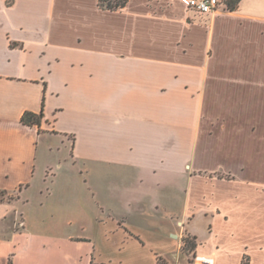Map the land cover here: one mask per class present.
Here are the masks:
<instances>
[{"label":"crops","instance_id":"1","mask_svg":"<svg viewBox=\"0 0 264 264\" xmlns=\"http://www.w3.org/2000/svg\"><path fill=\"white\" fill-rule=\"evenodd\" d=\"M42 108L41 126L21 121ZM57 137L97 177L95 201L64 202L107 242L85 257L56 242L91 238L38 230L45 202L29 198L51 196L35 174ZM196 256L264 264V0L214 15L182 0H0V264Z\"/></svg>","mask_w":264,"mask_h":264},{"label":"rangeland","instance_id":"2","mask_svg":"<svg viewBox=\"0 0 264 264\" xmlns=\"http://www.w3.org/2000/svg\"><path fill=\"white\" fill-rule=\"evenodd\" d=\"M56 139L53 151L49 154L42 144L35 174L36 184L44 186L45 189L50 188L51 196L46 199L38 191H31L29 198L32 199L35 206L39 200L45 202L43 206H38V209L35 210V214L38 215L37 218L40 219L37 225L38 230L48 234L54 233L63 236L72 234L75 237L91 238L89 241L72 240L71 242L62 239L56 242V246L66 247L70 253L77 250L85 257V253L90 248L93 246L104 248L107 242L101 239L98 231L100 225L97 222H90L89 220L88 223H84L76 219L70 223L68 217L72 210L70 205H65L64 202L69 199L74 200V202L92 203L95 201L98 196L96 191L97 177L91 172L87 175L86 169H83L80 163H74L70 154L69 141L60 137ZM187 238H192V236H185L184 238L186 249L190 247L186 241ZM189 253L188 251L184 252V256L189 255Z\"/></svg>","mask_w":264,"mask_h":264},{"label":"trees","instance_id":"3","mask_svg":"<svg viewBox=\"0 0 264 264\" xmlns=\"http://www.w3.org/2000/svg\"><path fill=\"white\" fill-rule=\"evenodd\" d=\"M129 0H98L100 7L108 10H118L121 8H124ZM241 0H224L223 6H225V9L227 10H233L235 9L239 2ZM45 117L44 110H42L39 113L33 112V111H25L22 115L21 121L26 125H38L41 126L42 121ZM186 241L190 245L189 248H183L184 252L188 251L190 252L193 250L196 246V242L190 238H187ZM243 264H248V258L244 259Z\"/></svg>","mask_w":264,"mask_h":264},{"label":"built area","instance_id":"4","mask_svg":"<svg viewBox=\"0 0 264 264\" xmlns=\"http://www.w3.org/2000/svg\"><path fill=\"white\" fill-rule=\"evenodd\" d=\"M190 9L214 15L220 11L227 10L223 6L224 0H182ZM194 264H213L210 257L196 256Z\"/></svg>","mask_w":264,"mask_h":264}]
</instances>
